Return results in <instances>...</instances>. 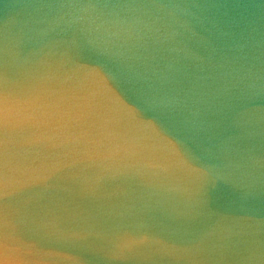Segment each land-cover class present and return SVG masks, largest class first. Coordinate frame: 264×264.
Segmentation results:
<instances>
[{
	"label": "water",
	"instance_id": "obj_1",
	"mask_svg": "<svg viewBox=\"0 0 264 264\" xmlns=\"http://www.w3.org/2000/svg\"><path fill=\"white\" fill-rule=\"evenodd\" d=\"M239 200L264 238V0H0V264H255Z\"/></svg>",
	"mask_w": 264,
	"mask_h": 264
},
{
	"label": "bare ground",
	"instance_id": "obj_2",
	"mask_svg": "<svg viewBox=\"0 0 264 264\" xmlns=\"http://www.w3.org/2000/svg\"><path fill=\"white\" fill-rule=\"evenodd\" d=\"M247 214V210L245 209V203L244 200H239L234 207V211L230 216V222H233V224H238L239 227L242 229L240 231L241 233V238H238V241L240 243H243L244 245H246L248 248H250L254 254V262L255 264H262V257L259 254L258 251V242H263L264 238L261 236H259L262 232L259 229V226H253L252 224H250L249 220H253V218H248ZM253 216H259L257 213L252 214ZM215 219H213L214 221ZM237 225V226H238ZM185 226H187V230H188V234L186 235L185 231H183L182 229L181 234L183 236V243L185 244L187 241V237L193 236V237H197L200 238L201 234H205V240L207 241L209 239L212 238V231L211 229H209L208 231H203L199 226H198V219L195 220H189L187 222V225L185 224ZM239 228V230H240ZM255 235V236H253ZM262 235V234H261ZM256 236H258L256 238ZM205 244V243H204ZM148 251V250H147ZM149 252V251H148ZM204 255V250L200 249L198 251H194L193 253L189 252L188 250H186V255L188 257L185 256L186 259V264H192L193 262L196 263L197 262V257L198 255ZM188 258V259H187ZM194 260V261H192ZM179 262V264L181 263V259L177 260Z\"/></svg>",
	"mask_w": 264,
	"mask_h": 264
}]
</instances>
